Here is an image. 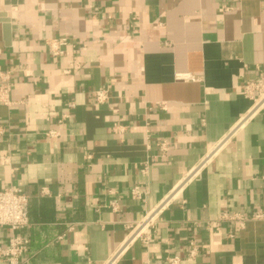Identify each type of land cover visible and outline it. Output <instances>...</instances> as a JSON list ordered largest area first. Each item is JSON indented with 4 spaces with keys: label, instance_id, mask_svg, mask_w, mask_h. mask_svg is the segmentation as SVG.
I'll list each match as a JSON object with an SVG mask.
<instances>
[{
    "label": "crops",
    "instance_id": "1",
    "mask_svg": "<svg viewBox=\"0 0 264 264\" xmlns=\"http://www.w3.org/2000/svg\"><path fill=\"white\" fill-rule=\"evenodd\" d=\"M0 13V190L28 197L22 264H166L190 243L182 264H264V223L217 222L264 207V107L217 147L250 109L242 83L264 81V0H0ZM156 209L149 242L131 240Z\"/></svg>",
    "mask_w": 264,
    "mask_h": 264
},
{
    "label": "built area",
    "instance_id": "2",
    "mask_svg": "<svg viewBox=\"0 0 264 264\" xmlns=\"http://www.w3.org/2000/svg\"><path fill=\"white\" fill-rule=\"evenodd\" d=\"M65 45L64 40L53 41L49 44L50 53L54 56L62 54L61 48ZM177 80H192V78L184 76H176ZM241 92L243 97L251 102V106L247 114L241 121L234 127L228 136L217 146L221 147L226 143L236 131L243 125L247 119L253 117L264 107V81L261 77L255 80H246L241 85ZM9 86L7 78H2L0 84V104L9 106ZM95 104L100 105L106 101V91L97 90L94 92ZM2 132L0 131V136ZM48 137H57L56 132H49ZM166 143L162 142L158 145L161 153L166 151ZM216 147V148H217ZM208 156L200 163V168L207 162ZM143 190L139 187H134L131 191L132 198L138 199L143 194ZM110 208L113 212H117L118 208L115 203H111ZM160 208V207H159ZM156 209L152 211L141 224L137 225L134 232L131 234L132 239L141 238L143 236V230L149 228L153 223L155 215L158 213ZM248 220L253 222L264 223V207L257 210L250 217H245L241 214H222L217 222H230L237 225L238 229H242ZM217 224V223H216ZM29 226L28 218V197H26L19 189L13 186L6 187L0 190V228H5L10 231V237L7 240L5 247H0V264H22L24 256L28 252L29 240L24 235V231ZM142 242L147 244L149 238L142 237ZM198 254L197 247L193 244H189V248L186 250L184 257H168L166 258V264H182L183 262H190L195 259ZM116 254L110 259L107 264H112L116 259Z\"/></svg>",
    "mask_w": 264,
    "mask_h": 264
},
{
    "label": "water",
    "instance_id": "3",
    "mask_svg": "<svg viewBox=\"0 0 264 264\" xmlns=\"http://www.w3.org/2000/svg\"><path fill=\"white\" fill-rule=\"evenodd\" d=\"M0 23L3 24V31H4V35L6 36V38L9 40V35H10V27L8 25V21L6 19V16L2 13H0Z\"/></svg>",
    "mask_w": 264,
    "mask_h": 264
}]
</instances>
